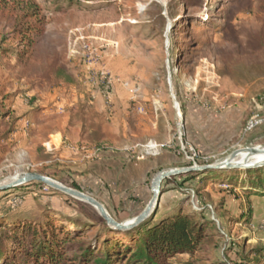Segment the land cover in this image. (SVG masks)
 I'll use <instances>...</instances> for the list:
<instances>
[{"label": "rangeland", "instance_id": "1", "mask_svg": "<svg viewBox=\"0 0 264 264\" xmlns=\"http://www.w3.org/2000/svg\"><path fill=\"white\" fill-rule=\"evenodd\" d=\"M0 1V105L14 111L0 121V186L40 174L127 221L139 214L127 194L151 198L160 172L264 147L244 141L248 117L264 105V0ZM32 27L43 33L31 29L25 37ZM102 149L136 160L159 157L161 165L145 188L121 193L119 185L85 178L82 166ZM244 171L196 178L183 188L182 209H206L224 242L174 263L232 264L238 252L264 247V188L251 185ZM43 186L5 200L0 210L39 224L60 219L58 212L70 228L72 221H101L89 204ZM176 186H166L158 217L181 199ZM84 230L94 238L99 229Z\"/></svg>", "mask_w": 264, "mask_h": 264}, {"label": "trees", "instance_id": "2", "mask_svg": "<svg viewBox=\"0 0 264 264\" xmlns=\"http://www.w3.org/2000/svg\"><path fill=\"white\" fill-rule=\"evenodd\" d=\"M28 16L36 18L35 22L42 25V19L37 12L29 9ZM31 29L40 35L43 33L41 29L32 27L24 33L25 37H28ZM13 114L14 111L7 109L4 103L0 105V121L6 120ZM12 132L9 131L7 135ZM252 135L246 134V138ZM103 152H107L106 149H102L101 153ZM123 155L131 157L129 153ZM177 165L185 166L184 163ZM229 172L236 173L240 170L196 172L166 180L163 184L162 196L167 192L166 186L176 180L175 191L181 199L169 208V211L158 217L161 196L156 213L140 227L126 233L109 230L102 219L100 222L72 221L70 225L76 227L70 228L63 222L65 220L63 215L58 212L54 214L60 216V219L48 216L39 224L10 218V211L0 210V264H176L173 259L178 255H189L194 259L200 252L218 250L224 242V235L214 231L215 224L208 219L206 209L198 214L182 209L185 200L183 198L188 195L183 188L196 178H199V183L206 182L217 174ZM244 172L253 177L252 181L255 182L251 185L264 188V167ZM254 175L257 176L254 178ZM33 185L43 186L41 183L31 182L19 188L1 191L0 203L17 196L20 192L30 190ZM128 195L127 202H134L137 213H140L151 199L142 198V191L137 193L130 191ZM122 202H125L124 197ZM127 209L122 207L123 211ZM85 228H89L87 232L99 230L94 233V238H90L85 235ZM228 246L231 250V245ZM229 248L225 251L227 252ZM263 262L264 247H256L250 250L249 255L238 252L237 260L232 264H263Z\"/></svg>", "mask_w": 264, "mask_h": 264}, {"label": "water", "instance_id": "3", "mask_svg": "<svg viewBox=\"0 0 264 264\" xmlns=\"http://www.w3.org/2000/svg\"><path fill=\"white\" fill-rule=\"evenodd\" d=\"M174 100L176 102V97H174ZM176 104L179 110V105L177 102ZM243 151L249 152L252 155L255 154L264 155V147H251V148L248 147L245 149L236 150L226 160L219 161L212 165L193 166L186 168L182 167V168L168 169L160 172L155 176L152 182V186H151L152 197L148 202V204L138 215L132 217L127 221H119L113 212L114 210L107 208L105 204H103L97 198L89 194H86L84 192L65 187L62 184L55 182L48 177L36 173L24 174L16 178L8 185L0 186V192L8 189L17 188L31 182L41 183L55 191L61 192L78 201L89 204L96 210V212L98 213L100 218L104 221V223L106 224L109 230L126 233L140 227L144 222H146L156 213L162 196L163 184L168 179H172L173 177L196 173V172L224 171V170H251V169H258L264 167V161L259 163H252V164L235 163L234 160Z\"/></svg>", "mask_w": 264, "mask_h": 264}, {"label": "crops", "instance_id": "4", "mask_svg": "<svg viewBox=\"0 0 264 264\" xmlns=\"http://www.w3.org/2000/svg\"><path fill=\"white\" fill-rule=\"evenodd\" d=\"M244 141L246 144H264V128L255 131L252 137L244 138ZM124 153L127 152L108 151L101 153L100 151L93 161H89L82 166V171L86 173L85 178L97 180L102 185L107 184L109 188L111 185L116 186L115 188L119 185L118 188H120L119 192L121 193L124 192V188H130L131 186L139 185L142 190L145 188L144 180L157 166L161 165V159L150 157L144 160H136L124 156ZM103 200L106 202L105 199Z\"/></svg>", "mask_w": 264, "mask_h": 264}, {"label": "built area", "instance_id": "5", "mask_svg": "<svg viewBox=\"0 0 264 264\" xmlns=\"http://www.w3.org/2000/svg\"><path fill=\"white\" fill-rule=\"evenodd\" d=\"M109 83H111L110 80ZM125 86H129V84L126 83ZM260 128H264V109L262 106H258V110L247 121L244 129L245 135L253 134ZM194 158L195 157H192V160H195Z\"/></svg>", "mask_w": 264, "mask_h": 264}, {"label": "bare ground", "instance_id": "6", "mask_svg": "<svg viewBox=\"0 0 264 264\" xmlns=\"http://www.w3.org/2000/svg\"><path fill=\"white\" fill-rule=\"evenodd\" d=\"M262 161H264V155L261 154L252 155L246 151L241 152L234 160L235 163H251V164L259 163Z\"/></svg>", "mask_w": 264, "mask_h": 264}]
</instances>
